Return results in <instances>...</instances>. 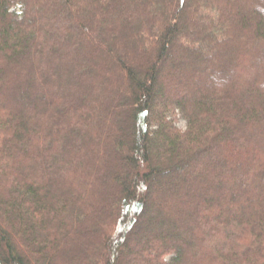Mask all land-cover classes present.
I'll return each instance as SVG.
<instances>
[{"label":"trees","instance_id":"1","mask_svg":"<svg viewBox=\"0 0 264 264\" xmlns=\"http://www.w3.org/2000/svg\"><path fill=\"white\" fill-rule=\"evenodd\" d=\"M0 264H264V0H0Z\"/></svg>","mask_w":264,"mask_h":264},{"label":"rangeland","instance_id":"2","mask_svg":"<svg viewBox=\"0 0 264 264\" xmlns=\"http://www.w3.org/2000/svg\"><path fill=\"white\" fill-rule=\"evenodd\" d=\"M187 14V15H186ZM188 17H189V13L188 12H186L185 13V15H184V17H182V18H179V21H180V23L181 24H183V25H185V24H187L188 22ZM190 18H194V17H192L191 15H190ZM221 22H224L225 23V26H226V35H225V33H224V38H225V36H228V34H230V33H233V35H235V30L233 29V27H232V25L231 24H228L225 20H224V18L222 19V21ZM183 25H181V26H183ZM218 36H221L222 37V35H218V34H216V31H214L213 32V39L214 40H216V37H218ZM243 41V38H239V37H236V40H233L232 41V43L231 44H229L230 46H231V51L229 50L228 51V53H227V56H229V57H232L233 55H234V53H235V50L238 48V47H240L241 46V42ZM177 42H178V48H176V49H173L172 50V52H171V54H170V61L172 62L173 60H175V59H179V58H181V59H183L184 58V56L185 55H188V52H187V50L189 51L190 49H192V48H195L194 46H198L199 44H200V42L199 41H195V43H192L190 40L188 41L187 39H185L184 38V35H183V32L181 31V33H180V35H179V37L177 38ZM187 53V54H186ZM214 55H216L217 57H221V54H217V52H215L214 53ZM226 57V56H225ZM261 64L262 63H260V61L259 62H257V63H248L247 61H244V60H242L241 59V61H240V65H241V67H243V71L244 72H242V74H240V73H234V77L238 74V75H244V76H246L247 78H249V76H254V70H255V68L256 67H259V66H261ZM208 74H210V72L208 73ZM237 77V76H236ZM228 78V77H227ZM189 79V78H188ZM198 79H200V78H198ZM194 80V82L192 83V86L190 87V86H188V87H186L188 90H192V89H194L195 88V83H198L199 82V80ZM205 81H206V78L204 79ZM226 81H227V79H225ZM185 82V84L187 83V79H185L184 80ZM202 80H201V82H199L201 85H202ZM223 82H224V80H223ZM223 85V84H222ZM182 88H179L178 89V91H180ZM160 109H161V106H156V108L154 109V111H155V113H159V111H160ZM176 125L178 126V128H180V129H185V127H186V121H185V119L184 118H182L181 116H178V120H177V122H176ZM231 148H232V151H233V153L236 155V156H238V155H240L241 154V152L244 150V148L242 147V145L239 147H234V145H232L231 144ZM240 149V150H239ZM244 153H242L241 154V157H238V161H244V155H243ZM140 225H143L144 224V222H140L139 223ZM138 250V249H137Z\"/></svg>","mask_w":264,"mask_h":264},{"label":"clouds","instance_id":"3","mask_svg":"<svg viewBox=\"0 0 264 264\" xmlns=\"http://www.w3.org/2000/svg\"><path fill=\"white\" fill-rule=\"evenodd\" d=\"M164 258L166 259L167 257L165 256Z\"/></svg>","mask_w":264,"mask_h":264}]
</instances>
